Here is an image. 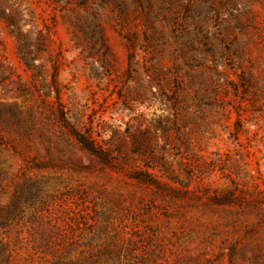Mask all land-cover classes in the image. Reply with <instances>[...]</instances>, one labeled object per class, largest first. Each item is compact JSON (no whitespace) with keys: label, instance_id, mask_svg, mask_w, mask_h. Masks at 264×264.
I'll list each match as a JSON object with an SVG mask.
<instances>
[{"label":"rangeland","instance_id":"obj_1","mask_svg":"<svg viewBox=\"0 0 264 264\" xmlns=\"http://www.w3.org/2000/svg\"><path fill=\"white\" fill-rule=\"evenodd\" d=\"M1 259L264 264V0H0Z\"/></svg>","mask_w":264,"mask_h":264},{"label":"trees","instance_id":"obj_2","mask_svg":"<svg viewBox=\"0 0 264 264\" xmlns=\"http://www.w3.org/2000/svg\"><path fill=\"white\" fill-rule=\"evenodd\" d=\"M68 132H69L70 136L77 142V144L82 147V149L84 151H86L91 156H93L94 158H96L97 160H99L101 162H104V163L108 162V157H107L106 153L103 152L101 150V148L97 146V144L90 137V135L80 133V132L74 130L73 128H69ZM137 179L140 181H145L146 177L144 178V176L140 175L137 177ZM222 199L224 201H227L229 198L226 196V197H222ZM39 243L42 247H44L48 250L50 249V239L49 238L43 237V238H41ZM0 262H2V259L0 260Z\"/></svg>","mask_w":264,"mask_h":264}]
</instances>
